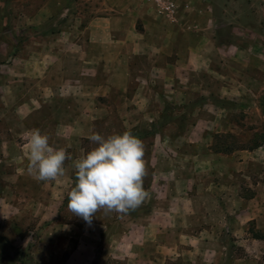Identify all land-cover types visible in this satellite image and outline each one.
Wrapping results in <instances>:
<instances>
[{
    "label": "rangeland",
    "instance_id": "obj_1",
    "mask_svg": "<svg viewBox=\"0 0 264 264\" xmlns=\"http://www.w3.org/2000/svg\"><path fill=\"white\" fill-rule=\"evenodd\" d=\"M230 1L222 3L228 6ZM249 2L252 6L234 4L239 17L226 16L222 21L224 42L239 20L244 25L250 20L264 25V0ZM104 14L101 0H0V264H153L159 254L141 250L138 255L131 246L142 244L134 225L146 223L159 204H168L164 198H153L157 156L167 169H174L185 153L229 156L264 145L260 107L264 70L233 63L231 75L182 71L171 78L166 58L154 66L140 59L125 98L116 90L107 98L95 95L89 86L102 85L106 77L102 66L93 70V76L84 63L87 27ZM254 40L263 63L264 46ZM145 81L155 87L141 88L147 86ZM141 96L148 101L141 102ZM36 128L49 135L50 146L65 148L73 160L95 146L88 140L92 132L106 137L131 131L145 145L144 188L150 198L127 215L99 211L91 224L72 214L67 197L76 180L73 161L65 162V175L55 181H37L27 172L26 134ZM256 144L260 147L253 149ZM257 156L258 161L241 173L213 180L234 184L247 199L254 188L264 189V155ZM244 203L220 201L214 209L211 201L205 202L198 223L208 222L201 219L207 215L219 227L211 236L213 246L165 249L158 264H232L251 256L264 264V243L252 245L249 253L238 243L246 234L219 225L229 216L235 220L237 212L242 214ZM248 228L251 235L264 238L256 223ZM175 236L168 232L162 241L168 244ZM153 238L151 232L147 234L148 243Z\"/></svg>",
    "mask_w": 264,
    "mask_h": 264
},
{
    "label": "crops",
    "instance_id": "obj_2",
    "mask_svg": "<svg viewBox=\"0 0 264 264\" xmlns=\"http://www.w3.org/2000/svg\"><path fill=\"white\" fill-rule=\"evenodd\" d=\"M101 1L105 14L88 23V48L84 58V63L92 69L93 76L96 67L104 68L106 79L103 84L88 88L99 97L107 98L111 91L116 90L122 94V99L125 98L124 93L131 86L134 65L140 59H146L154 66L159 59L166 58V70L169 77L172 74L171 78L182 71L231 75L234 72L231 67L233 63L264 70V62L258 60L254 40L257 38L264 46L262 23L250 20L244 25L240 20L237 21L233 24L228 42H224L223 35L220 34V26L226 16L238 18L240 15L234 4L239 6L247 2L248 6H252L250 0H231L228 6L222 3L223 0H172L175 5L173 16L162 14L155 5L145 0ZM171 59L173 61L170 63ZM145 84L147 86L140 87H155L152 81H145ZM48 87V82H45V88ZM230 87L235 88L233 84ZM141 98V102L148 101L146 96ZM263 150L264 145L258 150L235 152L229 156L208 151L193 155L185 153L174 169H167L163 164L166 162L157 156L151 183L153 198L159 201L164 198L168 204H159L146 218V223L134 225V233L142 235L139 236L142 244H132L131 250L138 255L141 250H152L154 255L159 254L154 258L157 262L153 263L158 264L160 254L165 249L174 252L184 249L182 245L210 248L213 246L211 236L219 227L214 226L207 215L201 217L208 221L205 226L198 223L202 205L211 201L216 209L220 201H235L236 205L246 202V209L242 210V214L236 213L237 220L229 216V220L221 221L219 225L223 228L231 227L235 234H246L247 237L239 239L238 243L249 253H253L252 245L264 243V239L251 235L253 233L249 232L248 227L250 223H256L257 230H264V189L258 192L254 188L252 196L246 199L235 191L234 184L224 181L219 183L213 179L226 176L230 178L235 173H241L248 165L258 161L257 155H264ZM159 153L158 150L157 154ZM223 208L224 206L219 209L220 212ZM150 232L154 237L152 244L147 240ZM168 232L175 233L176 239L166 244L162 237ZM211 264H215V261ZM232 264H258V257L233 260Z\"/></svg>",
    "mask_w": 264,
    "mask_h": 264
},
{
    "label": "clouds",
    "instance_id": "obj_3",
    "mask_svg": "<svg viewBox=\"0 0 264 264\" xmlns=\"http://www.w3.org/2000/svg\"><path fill=\"white\" fill-rule=\"evenodd\" d=\"M27 172L37 181H55L73 161L75 185L68 193V210L91 224L97 212L127 215L140 207L150 192L144 188L148 175L144 142L131 131L108 136L92 132L95 145L73 160L65 148L50 146V137L36 128L27 134ZM67 227V226H65Z\"/></svg>",
    "mask_w": 264,
    "mask_h": 264
},
{
    "label": "built area",
    "instance_id": "obj_4",
    "mask_svg": "<svg viewBox=\"0 0 264 264\" xmlns=\"http://www.w3.org/2000/svg\"><path fill=\"white\" fill-rule=\"evenodd\" d=\"M147 3H152L158 10L165 15L173 16L175 13V5L172 0H145Z\"/></svg>",
    "mask_w": 264,
    "mask_h": 264
},
{
    "label": "trees",
    "instance_id": "obj_5",
    "mask_svg": "<svg viewBox=\"0 0 264 264\" xmlns=\"http://www.w3.org/2000/svg\"><path fill=\"white\" fill-rule=\"evenodd\" d=\"M260 107H261V110H262V112H263V114H264V95H263V97L261 98V100H260ZM263 140H264V137H263ZM258 147H260V144H256L255 146H254V148L253 149H256V148H258ZM254 237H256V238H258V239H264V238H261L260 236H258V235H254ZM7 244H8V242H7Z\"/></svg>",
    "mask_w": 264,
    "mask_h": 264
}]
</instances>
